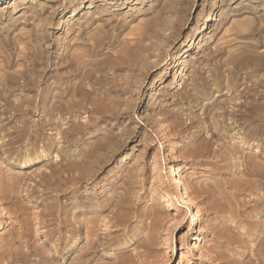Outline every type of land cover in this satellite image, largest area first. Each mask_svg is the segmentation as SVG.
Listing matches in <instances>:
<instances>
[{
  "label": "rangeland",
  "instance_id": "rangeland-1",
  "mask_svg": "<svg viewBox=\"0 0 264 264\" xmlns=\"http://www.w3.org/2000/svg\"><path fill=\"white\" fill-rule=\"evenodd\" d=\"M76 59L99 113L55 119V74L76 87ZM129 80L111 118L104 91ZM254 83L264 0H0V264H264V121L230 115ZM219 179L227 213L204 194Z\"/></svg>",
  "mask_w": 264,
  "mask_h": 264
},
{
  "label": "bare ground",
  "instance_id": "bare-ground-1",
  "mask_svg": "<svg viewBox=\"0 0 264 264\" xmlns=\"http://www.w3.org/2000/svg\"><path fill=\"white\" fill-rule=\"evenodd\" d=\"M216 20V19H215ZM158 27H156L155 29H157ZM162 29V28H161ZM155 31V30H154ZM156 33H160L161 32V30H156L155 31ZM163 34V33H162ZM154 35V34H153ZM156 36V35H155ZM163 36V35H162ZM161 36V37H162ZM101 41V40H100ZM151 49L152 48H145V47H142V48H140V49H137V50H135L132 54L134 55V57H136L137 59H139V57L141 56V60H142V55H143V53H145V52H149V51H151ZM150 54V53H149ZM144 58L143 59H145V57L146 56H143ZM82 58V57H81ZM135 58V59H136ZM74 59V58H73ZM75 60V59H74ZM80 61H82L81 59H79ZM140 59H139V61L137 60H135L136 62H138V64H139V62L141 61ZM76 61H78V59H76ZM76 61H70V63H69V67H76V71H78L79 73H76V76L78 77V79H80V82L76 85V87L74 86V87H71L69 84H70V82H67V81H65V79L67 78V76H63L62 77V75H58V74H55V77L56 78H60L62 81H64V83H62L63 85H65L66 86V88L63 90L61 87H59L58 85H55V87H53V88H55V91H56V89L58 88V89H60L61 88V90H62V92L61 93H58V92H56V93H54V94H52V100H53V102H52V111H51V116L53 117V118H55L57 115H61V116H64L65 117V115L66 114H70V115H72V114H75V113H78V112H80L81 114H82V111H84V110H86V111H88V112H91L92 114H98L99 112H98V110L96 109V107H93V108H89V104L91 103V104H93L95 101V98H94V100L92 99V94H95L92 90V92L93 93H91V92H86V89L84 88L85 86H84V84H82L83 83V81L82 80H84V78L86 79V77H85V74H84V72L82 71V69H83V65H84V63H83V61L82 62H80V61H78V62H76ZM134 61V62H135ZM143 61V60H142ZM144 64V63H143ZM86 65V64H85ZM118 66V65H117ZM121 68V67H120ZM80 71H82V72H80ZM89 73V72H88ZM91 74H89V76H90ZM87 76V75H86ZM88 76V77H89ZM95 76V75H94ZM93 76V77H94ZM88 77H87V79H88ZM92 78V77H91ZM90 78V79H91ZM92 79H94V78H92ZM56 80V79H55ZM56 81H58V80H56ZM85 81V80H84ZM87 81V80H86ZM91 81V80H90ZM130 81V80H129ZM58 82H60V81H58ZM135 81H130V82H126V86L127 87H125L124 86V84L123 85H120V84H116L115 86H112V87H110V88H106L105 89V94H106V96L108 97V101L109 102H106V103H109L108 104V106L111 104V106H112V102H113V105H115V107L113 106V109H112V112L110 113V117L111 118H119L120 116H121V112H123L124 110H121V108H120V105L118 106L117 104H114L115 103V99L113 98V96L111 97V93L113 94V93H115L116 95L118 94V93H121V94H125L126 95V93H128V92H130L132 89L131 88H133L134 87V83ZM253 82V81H252ZM61 83V82H60ZM86 83V82H85ZM55 84H56V82H55ZM61 85V84H60ZM72 85V84H71ZM62 86V85H61ZM94 90V89H93ZM88 91V90H87ZM60 92V91H59ZM71 92H73L72 93V95L70 96V94H71ZM103 93V92H102ZM97 95H99V94H97ZM69 96H70V98H69ZM79 96H80V98H79ZM103 96V95H102ZM121 97L123 96V95H120ZM263 96H264V93L263 92H261L260 91V87H259V85L258 84H256V83H254V85L251 87V89H249L248 90V92L247 93H245V95L243 96L244 98L245 97H247V98H249L250 100V103H246V101L245 102H241L237 107H238V113L236 112V113H232V114H234V116L232 115V114H230L231 116H232V120H233V122H234V118H237L238 117V121H240V122H244V123H246V122H250V120H251V122H256V123H258V122H262V121H264V115L262 114L264 111H263V109H262V107L261 106H258V101H260V99H262L263 98ZM76 97L78 98V99H80V102H75V100H76ZM195 98V97H194ZM198 98V97H197ZM77 99V100H78ZM91 99H92V102H91ZM97 99V98H96ZM246 99V98H245ZM106 100V101H107ZM96 103H98V102H95V104ZM106 103H104V104H106ZM89 105V106H88ZM203 105V104H202ZM236 105V104H235ZM94 106V105H93ZM111 106H109V109H111ZM102 107L104 108V109H102V110H105V108L106 107H104L103 105H102ZM233 107V106H232ZM236 107V106H235ZM218 108V107H217ZM99 109H101V108H99ZM107 110H109L108 109V107L106 108ZM228 109V108H227ZM227 109H225V111L227 112ZM237 109V108H236ZM248 110L250 111V112H248ZM101 111V110H100ZM128 111V110H127ZM219 111V110H218ZM102 112H104V111H102ZM108 111H105V113H107ZM226 112L224 113V114H226ZM247 112H248V114H247ZM87 113V112H86ZM101 113V112H100ZM217 113V112H216ZM223 114V113H222ZM76 115V114H75ZM89 115V114H88ZM100 115H103L102 113L100 114ZM100 115H98V117L100 116ZM124 115H125V113L123 114V117H124ZM209 115H211V114H209ZM208 115V116H209ZM219 115V114H218ZM96 116V115H95ZM217 116V115H216ZM226 116V115H225ZM225 116H224V120L221 122L222 124H220V121H218L219 122V124L220 125H222L223 127H221V129L219 130V132L221 133V131L223 132L225 129H227L228 127H227V125H226V120H225ZM229 116V115H228ZM70 117V116H69ZM73 117V116H72ZM109 117V116H108ZM214 117V116H213ZM223 117V116H222ZM62 118V117H61ZM89 118V117H88ZM91 118V117H90ZM101 118V117H100ZM103 118V117H102ZM105 118V117H104ZM230 118V117H229ZM228 118V120H230ZM248 120H247V119ZM56 119V118H55ZM59 119V118H58ZM70 119V118H69ZM92 119H93V117H92ZM91 119V120H92ZM115 119V120H116ZM122 119V118H121ZM221 119V118H220ZM66 120V119H65ZM89 121V123L90 122H92V121ZM97 120V119H96ZM101 120V119H100ZM105 120V119H104ZM110 120H112V119H110ZM109 120V121H110ZM114 120V121H115ZM211 120V119H210ZM236 120V121H237ZM55 121V120H54ZM58 121V120H57ZM53 122V121H52ZM59 122V121H58ZM94 122H95V120H94ZM99 122V121H98ZM113 122V121H112ZM62 123V122H61ZM96 123V122H95ZM104 123V122H103ZM236 123H238V122H236ZM243 123V124H244ZM255 123V124H256ZM259 123V124H260ZM102 124V123H101ZM107 124V123H106ZM240 124V123H239ZM54 125H57V123H54ZM53 125V126H54ZM59 125V124H58ZM62 125H63V123H62ZM86 125V124H85ZM96 125V124H95ZM109 125V124H108ZM86 126H88V124L86 125ZM86 126H84V127H86ZM214 126V125H213ZM219 126V125H218ZM83 127V126H82ZM91 127V126H90ZM93 127H94V125H93ZM100 127V126H99ZM106 127H107V125H106ZM216 127V126H215ZM214 127V128H215ZM261 127V126H260ZM258 128V127H257ZM94 129V128H93ZM82 130H84V128H82ZM101 129H98L97 128V130L95 129V132L97 133H99V131H100ZM54 131H55V129H54ZM92 130H90V128L89 127H86V131L84 132V134H83V136L84 135H88V134H92L93 132H91ZM94 131V130H93ZM102 131V130H101ZM110 132H111V130H109ZM57 132H59V131H56V133ZM215 132H217L216 130H215ZM225 132V131H224ZM55 133V134H56ZM67 133V132H66ZM95 133V134H96ZM103 133V132H102ZM109 133V132H108ZM219 133V134H220ZM226 134H227V131L225 132ZM225 133H223V134H225ZM58 134V133H57ZM64 134V133H63ZM100 134V133H99ZM201 134V133H200ZM81 135V134H80ZM94 135V134H93ZM105 135V134H104ZM109 135V134H108ZM90 136V135H89ZM96 136V135H95ZM105 136H107V135H105ZM112 136V135H111ZM114 136H115V134H114ZM219 136V135H218ZM224 136V135H223ZM227 136V135H226ZM110 137V136H109ZM217 137V136H216ZM225 137V136H224ZM223 137V138H224ZM228 137V136H227ZM56 138H58V137H56ZM100 138V137H99ZM112 138V137H111ZM217 138H219V137H217ZM54 139V138H53ZM77 139H78V137H77ZM87 140H88V138H86ZM85 139V140H86ZM93 139V138H92ZM114 139V138H113ZM220 139H221V137H220ZM219 139V140H220ZM227 139V138H226ZM55 140H57V139H55ZM62 140V139H61ZM74 140V139H73ZM72 140V141H73ZM75 140H76V138H75ZM97 141H98V139H96ZM102 140V139H101ZM106 141L108 140V138L107 139H105ZM109 140H110V138H109ZM224 140V139H223ZM65 141V140H64ZM89 141H91V140H89ZM105 141V142H106ZM58 142H59V140H58ZM66 142H67V140H66ZM65 142V143H66ZM83 142V141H82ZM57 143V142H56ZM55 143V144H56ZM61 143V142H60ZM59 143V144H60ZM64 143V142H63ZM71 143H73V142H71ZM75 143V142H74ZM118 143V142H117ZM116 143V144H117ZM212 143V142H211ZM215 142H213V144H214ZM78 144V143H77ZM102 144V143H101ZM210 144V143H209ZM208 144V147H207V149L206 150H208V152H210L211 151V146ZM237 145V144H236ZM54 146V145H53ZM93 146V145H92ZM207 146V145H206ZM213 147H214V145H213ZM206 150H202L203 152H205ZM215 150V149H214ZM213 150V151H214ZM86 151V150H85ZM84 151V152H85ZM90 151V150H89ZM98 151V150H97ZM97 151L96 152H94V155H95V157H96V155L97 154H95V153H97ZM202 151H201V153H202ZM212 151V152H213ZM218 151V150H217ZM91 152L92 151H90V152H87L88 153V156L91 154ZM67 153V152H66ZM78 153V152H77ZM214 153H215V151H214ZM69 154V153H68ZM82 154V153H81ZM92 154H93V152H92ZM91 154V155H92ZM71 155V154H70ZM86 155V154H85ZM90 155V156H91ZM201 155H205V154H201ZM81 157V156H80ZM93 157V156H92ZM85 158V157H84ZM91 158V157H90ZM87 159H89V158H87ZM92 159V158H91ZM218 159V158H217ZM79 163V162H78ZM78 163H77V165H78ZM85 163H83L82 164V166L84 165ZM217 164V163H216ZM215 164V165H216ZM75 165V164H74ZM254 166V165H253ZM258 166V165H257ZM217 167V166H216ZM261 167V166H260ZM60 169V168H59ZM77 169H79V168H77ZM217 169H218V167H217ZM220 169V168H219ZM61 170V169H60ZM83 170V168L81 167V170L80 171H82ZM61 171H63V170H61ZM74 171V170H73ZM75 171H76V169H75ZM79 170H77V172H78ZM218 171V170H217ZM249 171V170H248ZM83 172V171H82ZM81 172V173H82ZM252 172V171H251ZM57 173V172H56ZM59 173H61V172H59ZM58 173V174H59ZM215 173V172H214ZM55 174V173H54ZM216 174V173H215ZM226 174V173H225ZM245 174V173H244ZM243 174V175H244ZM248 175H246V176H251V175H249L250 173H247ZM256 174V173H255ZM254 174V175H255ZM55 175H57V174H55ZM63 175V174H62ZM74 175V174H73ZM79 176H80V174H78ZM82 175V174H81ZM171 175H172V177L178 182V188H179V190L181 191V199H182V201L183 202H187V200L189 199V192H188V189H187V187H186V185H185V183H184V181H183V179L180 177V174L178 173V168H176V166H174V167H172V170H171ZM243 175H242V177H243ZM1 176V175H0ZM59 176V175H58ZM75 176H77V174L75 175ZM3 177V176H2ZM5 177V176H4ZM82 177L83 176H81V179H82ZM95 177V176H94ZM1 178V177H0ZM6 178V177H5ZM13 179V178H12ZM54 179V178H53ZM56 179H58V178H56ZM71 180L73 179V178H70ZM69 179V180H70ZM75 179H77V178H75ZM79 179V178H78ZM84 179H85V177H84ZM83 179V180H84ZM222 179V178H221ZM224 179H226V177L224 178ZM5 180V179H4ZM22 179H20V181H21ZM68 180V181H69ZM220 180V179H219ZM223 180V179H222ZM8 181V180H7ZM11 182H13V180H10ZM19 181V182H20ZM54 181V180H53ZM56 181V180H55ZM60 181H61V179H60ZM59 181V182H60ZM76 180H73V182H75ZM78 182H80L81 180H77ZM77 181L75 182V183H72V182H70V183H72V184H76L77 183ZM224 181V180H223ZM223 181H222V183H221V180H220V182L219 181H217V180H215V181H213L214 182V185L213 186H211L210 188H209V190L207 189V190H204V194L206 195V198L208 199V200H211V202H212V210H214V211H216V213H219V212H223V213H227L226 212V210H225V208L224 207H226L225 205H226V202H228L227 201V192L225 191V184L228 186L229 185V183L227 182V183H223ZM9 182V181H8ZM10 182V184H15V186H17L16 184L18 183L17 181V183H15V182H13V183H11ZM243 182V181H242ZM65 183V182H64ZM69 183V184H70ZM241 183V182H240ZM244 183V182H243ZM4 184H5V182H4ZM9 183L8 184H5V185H10ZM13 184V185H14ZM212 184V183H211ZM235 184H236V181H235ZM249 184H250V182H249ZM19 185H20V183H19ZM36 185V184H35ZM83 185V184H82ZM238 185V184H237ZM243 185V184H242ZM241 185V186H242ZM248 185V184H247ZM4 186V185H3ZM34 186V185H33ZM67 186V185H66ZM78 186V185H77ZM252 186V185H251ZM250 186V187H251ZM254 186V185H253ZM4 187H6V189H8V187L9 186H4ZM3 187V188H4ZM12 187V186H11ZM11 187H9V188H11ZM35 187V186H34ZM71 187V186H70ZM75 187V186H74ZM73 187V188H74ZM81 187V186H80ZM234 187V186H233ZM258 187V186H257ZM3 188L0 190L1 191V193H2V195L5 193L4 191H5V189H4V193L2 192V190H3ZM17 188V187H16ZM230 188H232V187H230ZM237 188H238V186H237ZM241 188V187H240ZM15 189V188H14ZM35 189V188H34ZM34 189H33V192H34ZM76 189V188H75ZM239 189V188H238ZM242 189V188H241ZM241 189H239L238 190V192L241 190ZM247 189V188H246ZM252 189V188H251ZM255 189V188H254ZM12 191H13V187H12V189H11ZM17 190V189H16ZM237 190V189H236ZM244 190V189H243ZM8 191V190H7ZM19 191V190H18ZM248 191H249V189H248ZM253 191V190H252ZM9 192H11L10 190H9ZM32 192V193H33ZM0 193V194H1ZM7 193V192H6ZM12 193V192H11ZM13 193H14V191H13ZM15 193H16V191H15ZM75 193V192H74ZM9 194V193H8ZM203 194V195H204ZM231 194H232V192H231ZM230 194V195H231ZM236 194V193H235ZM240 194V193H239ZM1 195V196H2ZM7 195V194H6ZM5 195V196H6ZM15 195V194H14ZM242 195V194H241ZM9 196V195H8ZM13 196V195H12ZM235 196V195H234ZM234 196H232L231 195V198L232 197H234ZM237 196V195H236ZM235 196V197H236ZM240 196V195H239ZM238 196V197H239ZM17 197V196H16ZM234 197V198H235ZM4 198V197H3ZM18 198V197H17ZM20 198V197H19ZM236 199H237V197H236ZM239 200H240V197H239ZM242 200V199H241ZM233 201H234V199H233ZM237 201H238V199H237ZM234 202H236V201H234ZM239 202V201H238ZM243 202V201H242ZM240 203H241V201H240ZM232 204V203H231ZM242 204V203H241ZM244 204V203H243ZM79 205V204H78ZM237 205V204H236ZM82 206V205H81ZM81 206H79L80 208H82ZM238 206H239V204H238ZM237 206V207H238ZM241 206V205H240ZM264 206V205H263ZM236 207V208H237ZM242 207V206H241ZM77 208V207H76ZM235 208V209H236ZM239 208V207H238ZM228 210V209H227ZM235 211V210H234ZM238 211V210H237ZM236 211V212H237ZM230 212H232V211H230ZM236 212L234 213V214H236ZM239 213V212H238ZM232 214V213H231ZM241 214V216H242V213H240ZM239 214V215H240ZM55 216V215H54ZM234 216V215H233ZM245 216V215H244ZM240 217V216H239ZM57 218V217H56ZM242 218V217H241ZM55 220V219H54ZM49 221H50V219H49ZM53 221V220H52ZM51 221V222H52ZM60 221V220H59ZM64 221V220H63ZM92 221H95V220H92ZM56 222V221H55ZM61 222V221H60ZM87 222V221H86ZM86 222H84L85 224H86ZM90 222V221H89ZM238 222V221H237ZM243 222V221H242ZM49 223V222H48ZM57 223H58V219H57ZM62 223H64V222H62ZM66 223V222H65ZM64 223V224H65ZM81 223V222H80ZM93 223V222H92ZM45 224V223H44ZM47 224V223H46ZM59 224V223H58ZM91 224V223H90ZM53 227H54V225L53 224H51ZM60 225V224H59ZM62 225V224H61ZM49 226V225H48ZM81 226V225H80ZM92 226V225H91ZM47 227V226H46ZM56 227H57V224H56ZM84 227V226H83ZM88 227V226H87ZM58 228V227H57ZM89 228V227H88ZM88 228H86V229H88ZM56 230H58V229H56ZM90 230V229H89ZM49 231V230H48ZM80 231V230H79ZM50 232V231H49ZM56 232H59V231H56ZM78 232V231H77ZM92 232V231H91ZM51 233V232H50ZM95 233V232H94ZM49 234V233H48ZM54 234V233H53ZM90 234H92V233H90ZM28 235V234H27ZM31 235V234H30ZM89 235V234H88ZM49 236V235H48ZM54 236V235H53ZM60 236H61V234H60ZM90 236V235H89ZM45 237V236H44ZM49 238H52V237H49ZM89 239V238H88ZM31 240V239H30ZM28 241V240H27ZM264 242V240L262 241V243ZM28 243V242H27ZM29 244L31 245V243L29 242ZM262 245V244H261ZM264 245V244H263ZM32 246V245H31ZM34 247H35V245H33ZM264 247V246H263ZM29 248H30V246H29ZM32 249H33V247H32ZM37 250H38V248H36ZM65 249V248H64ZM34 250V249H33ZM32 251V250H31ZM35 251V250H34ZM40 251H42V250H40ZM38 253H39V250H38ZM58 253V252H57ZM30 254H31V252H30ZM29 254V255H30ZM46 254H48V252H46ZM46 254H44V251H43V255H46ZM51 254V253H50ZM33 255V254H32ZM64 256V255H63ZM22 259V258H21ZM40 263L41 264H54L55 262H53L52 261V257H49V255L48 256H42V255H40ZM56 261V260H55ZM58 264V263H57Z\"/></svg>",
  "mask_w": 264,
  "mask_h": 264
}]
</instances>
